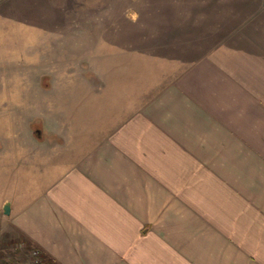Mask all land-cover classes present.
I'll list each match as a JSON object with an SVG mask.
<instances>
[{
	"label": "crops",
	"instance_id": "0c3cea01",
	"mask_svg": "<svg viewBox=\"0 0 264 264\" xmlns=\"http://www.w3.org/2000/svg\"><path fill=\"white\" fill-rule=\"evenodd\" d=\"M254 11L205 50L165 41L152 83L134 59L87 72L64 61L79 52L52 55L27 104L57 146L0 198L17 244L55 264H264V2Z\"/></svg>",
	"mask_w": 264,
	"mask_h": 264
},
{
	"label": "rangeland",
	"instance_id": "374dc122",
	"mask_svg": "<svg viewBox=\"0 0 264 264\" xmlns=\"http://www.w3.org/2000/svg\"><path fill=\"white\" fill-rule=\"evenodd\" d=\"M259 2L264 0H0V198L13 192L19 178L30 182L36 152L57 146L40 121L44 105L27 104L31 99L36 104L41 78L49 85L42 74L54 67L52 62L58 64L52 55L79 52V59L64 61L73 67L84 60L87 72L125 68L134 59L135 82L152 83L160 80L161 66L152 52L173 45L165 41L180 36L181 46L205 50L207 43L222 40L232 21L251 20ZM55 77L57 94L67 79ZM69 79L77 82L78 76ZM15 147H20L18 158ZM8 216L0 203V264H33L34 248L17 245L15 234L5 231Z\"/></svg>",
	"mask_w": 264,
	"mask_h": 264
},
{
	"label": "water",
	"instance_id": "95a60500",
	"mask_svg": "<svg viewBox=\"0 0 264 264\" xmlns=\"http://www.w3.org/2000/svg\"><path fill=\"white\" fill-rule=\"evenodd\" d=\"M44 85V84H43ZM46 85V84H45ZM44 85V86H45ZM45 87H49V85L47 84V86ZM42 130H39L38 128L35 130V134L39 139H42V135L40 134ZM3 210L5 214H10L11 213V204L10 202H6L3 206Z\"/></svg>",
	"mask_w": 264,
	"mask_h": 264
},
{
	"label": "built area",
	"instance_id": "2783aa9c",
	"mask_svg": "<svg viewBox=\"0 0 264 264\" xmlns=\"http://www.w3.org/2000/svg\"><path fill=\"white\" fill-rule=\"evenodd\" d=\"M32 255H33V264H45L38 249H33Z\"/></svg>",
	"mask_w": 264,
	"mask_h": 264
},
{
	"label": "trees",
	"instance_id": "16d2710c",
	"mask_svg": "<svg viewBox=\"0 0 264 264\" xmlns=\"http://www.w3.org/2000/svg\"><path fill=\"white\" fill-rule=\"evenodd\" d=\"M47 86V84L45 85ZM41 256L46 264H55L52 260H50L44 253H41Z\"/></svg>",
	"mask_w": 264,
	"mask_h": 264
}]
</instances>
